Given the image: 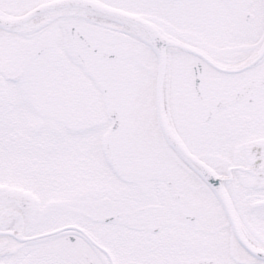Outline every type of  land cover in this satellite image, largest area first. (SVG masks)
Listing matches in <instances>:
<instances>
[{
    "label": "snow or ice",
    "instance_id": "6c2138e0",
    "mask_svg": "<svg viewBox=\"0 0 264 264\" xmlns=\"http://www.w3.org/2000/svg\"><path fill=\"white\" fill-rule=\"evenodd\" d=\"M0 264H264V0H0Z\"/></svg>",
    "mask_w": 264,
    "mask_h": 264
}]
</instances>
